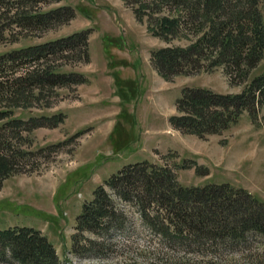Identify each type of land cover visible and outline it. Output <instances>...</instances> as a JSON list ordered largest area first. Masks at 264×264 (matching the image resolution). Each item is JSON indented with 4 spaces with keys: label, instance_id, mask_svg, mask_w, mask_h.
<instances>
[{
    "label": "rangeland",
    "instance_id": "374dc122",
    "mask_svg": "<svg viewBox=\"0 0 264 264\" xmlns=\"http://www.w3.org/2000/svg\"><path fill=\"white\" fill-rule=\"evenodd\" d=\"M151 1L145 0L150 5L142 9L139 2L130 6L123 0H26L39 11L70 6L73 16L42 30L13 27L0 43V54L86 30L89 57L81 59L75 44L39 62L41 68L49 64L81 73L82 82L33 86L16 106L0 94V110L8 112L0 119V156L11 160L9 170L0 174V229H37L54 247L59 264H264V237L257 233L218 240L202 251L189 249L161 240L142 222L134 202L113 193L124 212L122 224L98 234L83 231L74 245L82 204L112 173L136 161L169 165L183 185L228 182L264 201V104L252 114L243 112L222 133L203 137L169 122L183 87L237 93L264 71V50L246 78L219 64L166 77L154 67L151 52L186 46L196 37L189 31L170 40L155 35L150 23L156 16L173 15L174 7ZM226 1L229 12L248 5L247 0ZM257 1L264 23V0ZM31 64L6 63L0 74L13 79ZM11 119L21 123L15 126ZM183 162L189 166L179 167Z\"/></svg>",
    "mask_w": 264,
    "mask_h": 264
},
{
    "label": "trees",
    "instance_id": "16d2710c",
    "mask_svg": "<svg viewBox=\"0 0 264 264\" xmlns=\"http://www.w3.org/2000/svg\"><path fill=\"white\" fill-rule=\"evenodd\" d=\"M123 1L130 6L139 2L142 9L150 5L145 0ZM161 1L171 4L174 14L156 16L149 29L165 40L182 31H189L196 38L186 46L168 45L153 50L151 61L159 73L170 77L219 64L227 73L239 70V75L246 78L250 69L256 67L264 50V23L257 0H247L245 9L231 12L227 10L226 0ZM139 11L134 8L137 18H141ZM73 12L67 5L39 11L28 6L26 0H0V43L6 41L13 27L42 30L68 20ZM87 42V31L81 30L1 53L0 71L6 63L32 64L13 79L1 73L0 77L6 78H0V94L16 106L33 86L82 82L81 73H67L49 64L41 68L39 62L54 53L67 52L75 44L81 51V59L87 60ZM263 104L264 71L252 76L237 93H219L200 86L183 87L175 100L176 112L169 117V122L182 132L203 137L222 133L235 124L243 112L252 114ZM7 113L0 110V119ZM10 123L19 126L21 120L11 119ZM10 161L0 156V174L9 170ZM187 166L189 164L184 162L179 165ZM112 193L121 200L134 202L142 222L161 240L182 243L189 249L202 251L218 240H241L250 233L264 237V201L248 190L228 182L183 185L169 165L142 160L124 165L96 186L92 199L82 204L76 217L74 245L77 236L81 240L79 234L83 231L98 234L122 224L119 217L124 212L116 206ZM74 251L81 252L78 248ZM8 259L18 264L60 263L44 235L33 227L17 225L0 229V261Z\"/></svg>",
    "mask_w": 264,
    "mask_h": 264
}]
</instances>
